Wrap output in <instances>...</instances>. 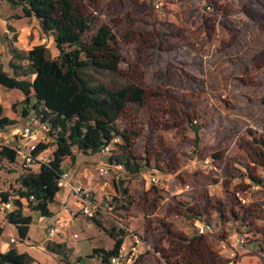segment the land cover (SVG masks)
I'll return each instance as SVG.
<instances>
[{
	"label": "rangeland",
	"instance_id": "obj_1",
	"mask_svg": "<svg viewBox=\"0 0 264 264\" xmlns=\"http://www.w3.org/2000/svg\"><path fill=\"white\" fill-rule=\"evenodd\" d=\"M156 1L82 0L89 14L111 26L122 53L120 74L95 72V78L112 87L129 84L141 90L142 101L127 100L118 118L130 130L135 155L149 160L138 178L128 177L123 184L132 203L121 207L113 176L98 171L107 154L75 149V163L66 157L64 166H78L76 176L83 179L75 183L92 189L98 205L96 218L103 226L126 230L127 241L132 233L149 241L148 250L140 248L139 264H185L187 260L242 264L241 246L231 255L219 246L218 237L195 239L196 223L202 221L198 215L206 218L202 222L214 221L217 226L218 210L199 207L190 217L189 207L223 200L225 212L220 217L226 227L264 246V146L260 142L264 140V0H161L160 7ZM21 15L20 6L0 0V49L11 73L8 38L20 48L46 43L51 56L59 53L55 37L43 31L39 19ZM0 103L5 114L17 119L0 132V141L14 137L26 124L37 128L41 121L20 89L2 86ZM24 107L29 108L26 114ZM40 134L49 144L44 155L50 158L53 137ZM206 155L213 157L219 169L194 171L195 160ZM28 166L19 157L15 162L0 157V199L5 193L8 199L17 197L18 176ZM248 171L262 182L254 181ZM152 173L159 175L165 188L154 187L149 179ZM185 183L191 187L185 188ZM236 189L247 190V204L240 205ZM64 200L63 191L54 201L58 210ZM21 208L34 218L28 236L22 240L16 225L5 222L7 209L0 205V226L4 227L0 242L15 244L12 236L24 242L38 254L39 262L34 264H66L46 248L45 241L48 226L63 212L55 210L39 218L27 199H22ZM76 231L80 238L73 236ZM67 236L77 264H89L91 244L111 246L108 233L87 216L75 217ZM262 253L253 249L260 256L250 259L264 264ZM77 255L86 257V263L77 262Z\"/></svg>",
	"mask_w": 264,
	"mask_h": 264
},
{
	"label": "trees",
	"instance_id": "obj_2",
	"mask_svg": "<svg viewBox=\"0 0 264 264\" xmlns=\"http://www.w3.org/2000/svg\"><path fill=\"white\" fill-rule=\"evenodd\" d=\"M6 1L13 6H20L24 16H36L43 31L53 34L59 48V53L51 56L46 43L24 49L16 45L14 39L8 38V65L12 73L5 68L0 49V88H17L23 92L24 99L31 103L36 117L41 118L40 122L49 124L47 133L53 137L55 146L49 160L37 164L38 169L28 166L20 173V187L13 200L15 207L6 211V219L16 225L22 240L26 238L33 217L23 213L22 199L30 201L32 208L40 215L52 214L50 203L56 200L61 190L58 182L65 169L66 157L74 161L75 149L86 153L102 152L105 145L116 136H120L122 141L118 143L116 154L109 156L108 160L124 165L123 175L119 181H115V187L121 194V207L128 208L132 199L123 184L128 177L138 178L147 168L149 160L135 155L130 130L118 120L127 100L142 101L140 88L129 84L112 87L94 76L95 72L121 73L122 53L115 32L109 24L89 14L82 0ZM28 111L29 108L24 107L23 113ZM16 122V118L4 113L0 103V132ZM194 129L198 131L197 126ZM260 142L264 146V140ZM48 145L47 141H40L34 152H44ZM18 148L0 143V157L15 162ZM249 174L254 181L262 182L260 177L251 172ZM154 187L158 188L156 185ZM30 195L34 196L32 200ZM4 197V200L8 199V193ZM198 204L189 207L190 217L199 207L206 210L211 206L212 210H218V216L225 212L223 200ZM230 209L235 215V209ZM198 216L206 221L205 217H200L203 214ZM87 217L103 227L114 240L110 248L94 246L88 256L96 255L109 263L110 256L119 250L127 237V231L103 226L96 218V213ZM240 217L237 215V218ZM3 228L0 226V234ZM174 235L182 236L180 233ZM46 247L60 254L66 264H77L71 260V248L65 242L49 241ZM259 249L264 250L260 243ZM77 259L81 261L82 257L78 256ZM34 261L32 254L19 250L15 245L0 251V264H33ZM134 264H139V256L135 258ZM185 264L205 263L187 260Z\"/></svg>",
	"mask_w": 264,
	"mask_h": 264
},
{
	"label": "built area",
	"instance_id": "obj_3",
	"mask_svg": "<svg viewBox=\"0 0 264 264\" xmlns=\"http://www.w3.org/2000/svg\"><path fill=\"white\" fill-rule=\"evenodd\" d=\"M162 1H156L155 6L160 7ZM49 124L47 122H38L37 128H35L32 124H26L21 129H17L14 132V137H6L2 140V143L8 144L12 147H19L18 157L27 165L31 166L33 164H39L43 161L49 160L48 157L44 155V152L35 153V149L40 141H45V137H42L40 131L43 133H47L49 130ZM21 141L22 143L18 142ZM121 137L116 136L114 137L108 144L105 145L103 148V153L107 154V156H112L116 154V149L118 148V143L121 142ZM1 143V144H2ZM201 167L205 169H219L217 165L213 161V157L210 155H206L204 157H198L192 165V169L196 171ZM124 165L122 163L117 162H110L109 160L103 162L98 171L102 175H112L115 181H119L122 177ZM150 181L155 184L158 188H165V182L159 177L157 174H150L149 175ZM59 185L61 188L70 187L77 195H79L82 199L81 207L79 212L85 216H92L95 215L98 205L93 199V192L90 187L83 183H73L70 180V172L67 169H64L61 177L59 179ZM185 188H190L189 183H185ZM247 190L243 189H236L234 194L236 195L237 199L239 200L240 204H247L249 202V197L246 194ZM34 198L33 195H30V199ZM0 205L3 209H13L15 207L14 201L11 199H0ZM77 210H71L67 216H57L52 224H50L47 228V239H52L53 237L58 236L60 233H67L69 229H71L73 225V221L77 214L79 213ZM213 222H203L200 224L196 223L197 230L201 234L208 233L211 228L214 226ZM74 237H79V232L72 233ZM249 238L244 233H240L237 237L236 241L232 244L223 243V247H228L230 250L231 255H235V250L240 247L244 246ZM15 237H11V241H15ZM145 241L144 239L136 234L132 233L131 239L127 241L126 238L124 239L121 247L119 250L110 256L109 264H124V262L129 258H137L140 253V246Z\"/></svg>",
	"mask_w": 264,
	"mask_h": 264
},
{
	"label": "crops",
	"instance_id": "obj_4",
	"mask_svg": "<svg viewBox=\"0 0 264 264\" xmlns=\"http://www.w3.org/2000/svg\"><path fill=\"white\" fill-rule=\"evenodd\" d=\"M2 59H3V57H2ZM7 59H9V53H8V57H7ZM3 62H4V59H3ZM13 135H14V133H13ZM7 137V136H6ZM5 137V138H6ZM3 140V139H2ZM2 140L0 141V143H2ZM18 142H20V143H22L21 141H19L18 140ZM102 155H103V152H102ZM105 156V155H104ZM65 161V160H64ZM74 162V161H73ZM75 163V162H74ZM78 166H75V167H73V168H70V169H67L69 172H70V180L73 182V183H75V182H77V181H79L80 179H83V176H76V168H77ZM20 175V174H19ZM64 191V194H65V200L63 201V208H62V210H58L57 209V206H56V204H55V202H52V203H50V208H51V210L54 212L55 210L56 211H61V212H63V214L62 215H64V216H67L69 213H70V211L71 210H77L78 212H79V210H80V207H81V202H82V199H81V197L79 196V195H77L70 187H65V188H61V190L58 192V194H57V198H59V197H61L62 196V192ZM67 195H69L70 196V198L68 199V197H67ZM36 211V210H35ZM37 213H38V217L40 218L42 215H40V213L38 212V211H36ZM57 215H60V214H57ZM78 215H81V216H85V215H83V214H81L80 212L77 214V216ZM76 216V217H77ZM33 217V216H32ZM6 219V218H5ZM34 219V218H33ZM8 220L6 219L5 220V222H7ZM201 223H203L202 221H201ZM215 223V222H214ZM217 226H214V227H212L211 228V230H210V232H208L207 234H201V233H199V231L197 230V227H196V231H197V235H196V237H195V239L196 240H198V238H202V239H205L206 237H207V239L209 238V237H218L219 239H218V241H219V246L221 247L222 246V244L223 243H228V244H232V243H234L235 241H236V239H237V237L240 235V233L241 232H239L238 230L236 231V230H233L234 228L232 227V228H230V227H226L227 226V224H224L223 223V221H222V219L220 218V216H218V219H217ZM98 228V227H97ZM234 231V232H233ZM80 233V232H79ZM97 233V232H96ZM95 233V236H97V235H99V234H96ZM62 235H63V237H62ZM2 236V233L0 234V237ZM108 236H109V242H110V245L111 246H108V245H106L105 246V248H110V247H112V245H113V243H114V240H113V238L108 234ZM13 237V236H12ZM81 237V235L79 236V238ZM59 238V239H58ZM68 238H69V236H67V233H60L58 236H56V237H53L52 239H45V241H47V243L49 242V241H55V242H65L66 243V245L68 246V247H72L71 246V242H69L68 241ZM11 239V238H10ZM14 242H16L15 244H10L8 241H6V240H4V241H2V242H0V247H1V249H0V251H4V250H7L8 248H10L11 246H13V245H15L19 250H21V251H28L30 254H32L34 257H35V261L33 262V264L34 263H38L39 262V260H38V254H36V253H34V252H32V251H30L29 250V247H28V245L27 244H25L24 242H17V239H16V241H14ZM13 242V243H14ZM47 243H46V245H47ZM22 246H23V248H22ZM91 246V252H92V249H93V247L94 246H102L100 243H98V242H96L95 244H91L90 245ZM25 247V248H24ZM141 247H143L144 249H145V251L146 250H148L150 247H151V244L149 243V241L147 242H144L143 244H141V246H140V248ZM242 247V252H244V254L242 255V257H241V259H240V261L242 262V264L244 263V264H250V263H254V264H257L256 263V261L257 260H252V259H250V256H254V257H259L260 256V254H253V249L255 250H260L259 249V242H258V240H256V239H253V240H250V239H248V241L246 242V244L244 245V246H241ZM47 248V247H46ZM222 249H223V251H225V250H227L228 248L227 247H223L222 246ZM229 250V249H228ZM50 251V250H49ZM263 251V253H264V250H262ZM51 252H53V251H51ZM53 253H55V252H53ZM262 253V254H263ZM55 254H57V253H55ZM72 254V253H71ZM57 255H59L60 256V254H57ZM78 256H81V255H77V257ZM70 257H71V255H70ZM76 257V258H77ZM82 257V259H81V261H78V262H85V259H86V257H84V256H81ZM88 258L91 260L90 262H88L89 264H91V263H93L94 264V262L95 263H97V262H101V263H106V262H103L98 256H88ZM232 258H234L235 259V257H232ZM63 260V259H62ZM71 260L72 261H74L73 259H72V257H71ZM64 261V260H63ZM134 261H135V259L134 258H129V259H127L125 262H124V264H134ZM65 262V261H64ZM66 263V262H65ZM86 263V262H85ZM109 264V263H108Z\"/></svg>",
	"mask_w": 264,
	"mask_h": 264
}]
</instances>
